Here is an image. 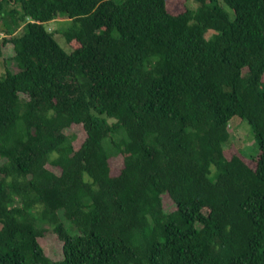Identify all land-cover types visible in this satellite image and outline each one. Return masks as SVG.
<instances>
[{
    "label": "trees",
    "instance_id": "trees-1",
    "mask_svg": "<svg viewBox=\"0 0 264 264\" xmlns=\"http://www.w3.org/2000/svg\"><path fill=\"white\" fill-rule=\"evenodd\" d=\"M8 44L0 264H264V0H0Z\"/></svg>",
    "mask_w": 264,
    "mask_h": 264
},
{
    "label": "rangeland",
    "instance_id": "rangeland-1",
    "mask_svg": "<svg viewBox=\"0 0 264 264\" xmlns=\"http://www.w3.org/2000/svg\"><path fill=\"white\" fill-rule=\"evenodd\" d=\"M117 1H120V0H117ZM195 2L196 0H190V3L193 5L195 4ZM224 8L227 11L231 12L226 5H224ZM69 25H70L69 20H66L65 18H57L55 21H52L46 24L47 28L55 32V39L67 53L73 52V48L67 42L65 35H64ZM56 31H58L57 34H56ZM21 32L22 30L18 32V35H20ZM3 51H4L5 61L3 63L1 62L0 64V72L1 73L4 72L5 68L7 67L11 69L12 71H17L18 69L15 67V64L12 59L13 54H14L12 46L8 44L3 49ZM3 76L4 75L0 74V80L3 78ZM242 122L244 124H242ZM229 130L231 133V140L229 143L225 145L226 148L231 145H234L235 148L238 150L237 152H239V154L241 155L244 154L247 157H257L258 152H259L258 146L256 145L252 128L246 121H242L239 118L233 119L230 122ZM66 133H76L77 134L78 139L75 142L76 148L80 146V144L85 138V133H84L82 126L75 125L71 127L70 129H67ZM2 162L3 161H0V165L2 164ZM122 163H123L122 156H117V157L112 158L110 164L112 167L113 175H118L120 173V170L122 169ZM249 164L251 167L255 166V164L252 162ZM163 200L165 203V207L167 209H172V210L174 209L172 208V205H171L172 200L170 199L168 195H165ZM55 241H56L55 238H52L49 236H47L46 238L42 240V242H44V247L47 251L48 256L54 261L62 260L63 259L62 248L60 245L56 244Z\"/></svg>",
    "mask_w": 264,
    "mask_h": 264
}]
</instances>
